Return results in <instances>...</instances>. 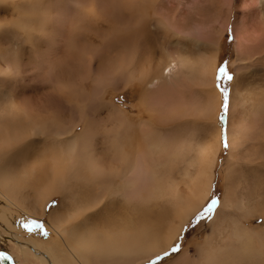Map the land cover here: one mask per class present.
I'll return each instance as SVG.
<instances>
[{"label": "bare ground", "instance_id": "6f19581e", "mask_svg": "<svg viewBox=\"0 0 264 264\" xmlns=\"http://www.w3.org/2000/svg\"><path fill=\"white\" fill-rule=\"evenodd\" d=\"M158 1L116 0L107 4L104 0H0V27L6 25L16 30L12 37L22 33L32 51L50 50L58 54L68 29L74 28L69 27L73 25L74 9H81L82 22L90 21L93 27L85 26L80 32L94 35V30L98 29V43L116 49L108 55V61L115 63L120 59L126 66V70L119 73L100 72L96 65L98 43L88 45L85 38L83 46L74 51L76 63L73 58L65 61L70 70L77 67L81 73L75 78L62 74L53 82L54 90L44 104L52 112L33 113L31 122L21 132L23 128L17 126L13 127L15 131L11 134L12 129L11 135L7 133L9 130L0 129V133L9 134L0 137V264H145L175 246L187 224L211 199L223 135L217 121L222 99L214 81L217 64L210 72L212 82L209 80L205 85L212 91H205L207 99L202 108L197 111L195 105H191L186 113L178 109L160 112L153 97L160 95V89L166 86L173 72L169 70V76L165 75L172 65L164 68L158 43L152 41L154 34L164 32L162 35L169 39L167 46L177 51L172 55L174 66L176 59L183 65L188 64L191 47L198 45L209 48L215 61L231 10L228 9L219 28L209 26V32L196 40L190 36L200 37L197 34L203 33L205 27L202 26V30L196 25L200 29H195L197 34L192 31L193 35L186 36L166 19L157 17ZM198 7L192 10L198 11ZM14 8L17 17L12 15L8 19L1 13V10ZM97 14H100L98 20ZM106 22L108 24H104ZM243 30L240 20L235 24L238 47L252 48L247 44V36L241 35ZM257 40L254 62L262 65L264 37L258 35ZM9 49L3 48L5 52ZM211 53L205 51V55ZM0 58L4 62L3 56ZM240 75L237 69V76ZM17 78L15 66H0V95L7 98L8 107L4 109H7L8 119L13 121L20 112L16 102L18 94L10 91L3 81L8 80L10 85ZM125 84L137 87L140 93L138 115L116 107L112 102L115 95H108L106 91L112 86L114 91H120L118 86ZM241 88L235 82L228 117L231 154L224 169L229 167L230 175L240 165L238 153L246 156L249 151L246 141L250 133L246 124L251 123V118L249 123L247 118L254 101L248 87L242 92ZM213 116L214 123L211 122ZM194 123L201 129H195ZM78 127L82 129L79 131ZM190 128L188 134L186 130ZM260 160L256 165L264 167V159ZM259 186L262 188L263 183ZM233 197L234 193L228 192L219 214L214 213L210 218L212 234L224 231L225 220L220 221L218 215H234ZM262 197H257L256 206L246 215L251 216L253 210L264 221ZM56 198L61 199V203L48 213L50 203ZM120 206L133 207L135 217L126 211L122 214ZM113 210L121 213V216L118 214L119 227L99 224L100 214ZM24 220L41 223L49 231L48 240L35 239L26 230ZM233 224L235 245L215 249V244L211 243L213 235H210L208 247L201 249L197 264H264V240H255V232L242 223ZM25 235L29 237L28 243L36 248L26 246Z\"/></svg>", "mask_w": 264, "mask_h": 264}, {"label": "rangeland", "instance_id": "374dc122", "mask_svg": "<svg viewBox=\"0 0 264 264\" xmlns=\"http://www.w3.org/2000/svg\"><path fill=\"white\" fill-rule=\"evenodd\" d=\"M104 1L109 4L110 2L115 3L116 0ZM202 1L203 2H199V0H159L156 3L157 7L155 8V12L157 17L159 16L160 18L166 19L165 21L167 23H169L173 27H178L176 29L181 31L182 33L185 32L186 34H183H185L186 36L193 35L195 29H197L198 27L202 30L203 27H205L202 31L203 33H201V31H198L200 30L199 28L198 30H196L199 33H194L200 35V37L196 35L190 36L193 38L196 37V40L198 38L201 39V35L204 34V32H209L207 31L210 30L207 29L209 26L213 25L212 27L219 28L222 20L227 15L228 9L231 10V17L229 25L227 26V30L223 35L222 41L220 42L219 51L215 54L217 55V58L215 57V61L217 62L214 61V53H211V50L209 48L207 49V47H204V49L203 46L201 47L196 43L200 48L198 46V48L196 46L191 47L189 53L191 60L189 61V63L183 65L182 63L178 62V59H176V66H174V59L172 55L177 54V51L175 49H170L167 46V42H169V39L162 35V33L164 34V32H160V35L156 36L154 34V37L156 39L153 38L152 42L154 44L156 42L158 43V49L163 55L164 68L170 66V63L172 65L170 66V69H167L165 71V75L169 76V70H172L171 72H173V76L172 78L169 77L166 86L160 89V95L153 97V102L156 101L158 103L157 107H159V110H161L160 112H169L172 109H178L180 113H183L186 109L192 108L191 105H195L194 108L198 111V109L204 106V103L206 101L205 99H207V94L205 91H212V89L208 90V87L205 85L209 82V80H211L212 82V78H210V72L212 71L213 66L217 64L215 66L217 67V69L215 71L214 81L222 96L217 121L222 128L223 135L222 149L216 167L215 182L213 184V195L208 203L203 207V209L187 224L175 246H173L165 254H162L145 264H197L195 261H198L200 259V255H202V252H200L201 249L203 247H208L207 238L210 235H213V240L211 241V243L215 244V249H226L229 247L231 248V246L235 245L232 232L234 222L242 223L245 227H247L248 230L251 231L252 229L255 234L259 233V235L257 236L253 233L255 240H259V238H262V241L264 240V232L260 231L262 228L264 229V221L262 220L260 214L252 210L251 216L246 215L249 209H254V207L256 206L255 203L257 204V197L259 195L264 196V167L256 165V162L258 160L264 159V64L261 65L254 62L256 52L258 51V35L264 37V2L262 0H253V2H251L252 0ZM196 4L199 5V7ZM115 5V7H117V5L119 4L116 3ZM202 5H205L204 7L206 8L203 9ZM195 6L198 7V11L192 10L196 8ZM8 7L11 8L12 3H10ZM200 9L202 10L200 11ZM75 10L77 9H74V11ZM78 10L75 12L73 11V25L69 27L74 28L70 29L68 27V36L66 35L68 39L65 38L63 48L58 54L50 53V50L46 51V54L43 52H34L28 46V40L27 38H24L25 36L22 33H18V35L14 36V38L11 35H13L12 32L17 33L16 30L8 29L6 25L0 27V44H3L0 47V57L3 56L4 61L2 62L0 58V66H15L18 77L16 81L10 85H8L7 83L8 80H4L3 83L7 86V88L10 87V91H12L14 94H18L19 101L17 100L16 102L17 106L20 107L18 118L15 121L8 119L6 115L7 109H4L8 107L6 103L7 98L5 96L1 97L2 95H0V129H2V131L9 130L7 133L10 134L11 130L13 129L11 133L13 134V132L15 131L13 127L17 126V128H23L19 130V132H21L24 130L25 126L31 122V115L33 113H42L41 115L50 114L52 112V109L48 108V105L44 104H46V100L49 98L51 91L54 90L52 89L53 82L57 81L62 74L66 76V78H68L69 76L70 78H75L81 73L77 67L74 68L75 70H70L68 65L65 64V61L73 58L74 64L76 63L74 51L78 47L83 46V42L86 41L85 38H87L88 45L89 43L96 45L98 43V29L94 30V35H87L88 33L85 31L80 32V30L85 26L92 28L93 24H90V21H87L88 24L82 22L80 16L81 13L83 14L84 12L81 9L79 11ZM1 13L4 14V17L8 19H10L12 15L17 17V11L15 8L10 11L1 10ZM99 15H96L97 20L99 18ZM151 15L152 14H149V16ZM24 18L26 17H23V19ZM240 20L242 21L244 28L243 32L240 33L241 35L247 36V38L249 39V42L247 44L252 48L243 50V48L238 47V38L235 32V24ZM100 23H102V21ZM104 24H108V22ZM196 25L198 27H196ZM98 27L100 28V26ZM104 32L105 31L101 33ZM2 46H4V49L5 46L6 48H10L9 51L5 52ZM96 48L99 50L97 58L98 63H96V65L100 72L105 70L106 72L104 71L103 73H119L126 70V66L121 64L122 62H120V59V61L118 60L119 62L117 61L115 63H111L108 61V55H110L113 50H116L114 49L115 47L108 49V47H103L98 43ZM193 48H195L196 50H194ZM205 51H210V56L205 55ZM146 58L148 59L149 57ZM222 64L227 65L228 71L233 76L232 81H228L226 77L222 79V76H225V74L222 70L218 71L219 67ZM241 64H243V66ZM145 65L148 66L149 63L146 61ZM237 69H239V72H241L240 77L237 76ZM76 71L78 73H76ZM246 71H248V74H246ZM235 82L238 88H241V86H243V89L241 88V92L244 91L246 87H248L249 95L254 101V108L249 106V109L251 110L249 111L250 114L248 116L249 118H247V123H249L248 121L250 118L251 123L246 124V130H248V132L250 133V136L246 141V146L249 149L248 155L242 156L238 153L239 157L241 158L240 165L234 168L233 173L230 175L229 167H226V169H224V166L226 164V160L228 159V157H230L231 154V146L227 135V126L231 106V96L233 89L235 88ZM118 89H120V91H114L115 87L112 86L106 90L108 92V95H115V98L112 100L113 104L116 107L121 108V110L125 111L126 113H130L131 115H138V103L141 104V98H139L140 93L136 90L137 87L125 84L123 86H118ZM227 103L229 106V110L227 115H225L224 106ZM1 110L5 113H3ZM25 110H27V112H25ZM221 116H224L223 122H221ZM257 116L259 117V120L257 119ZM214 121L215 116H213L211 122L214 123ZM194 126L197 130L201 129V127L199 125H196L195 123ZM81 129L82 127H78L77 130L80 131ZM191 130L192 129L190 128V130H186V132L189 134ZM0 134L1 138L2 136L7 137L9 135H4L2 133ZM226 144L227 147H225ZM259 162H257V164ZM260 183H263L262 188H260L259 186ZM228 192L234 193V197L232 198V208L234 209V215H232V217L230 214H227L226 216L223 214V216L221 214L218 215V219L220 218V221L223 218L225 220L223 225L224 231L222 232V234H212L210 218L214 213L219 214V207L221 206V203L224 201L225 195ZM60 201L61 199L56 198L53 203H50L47 209L48 213L50 209H55L61 203ZM261 202L262 205H264L263 197ZM124 211L130 213V215L132 214V216L135 217L133 207H121L122 214L125 213ZM119 213L120 212L118 211L115 212V210L109 211L107 212V214L106 212H103L102 214H100L101 221L98 222L101 225L103 224V226L105 227H119V215L121 216V213ZM108 215L112 218H110ZM115 215H117L118 218ZM233 216L236 220L233 218ZM105 217L107 218V221L105 220ZM113 220L114 223L112 222ZM24 225L26 230L28 232L30 231L29 233H31L34 238L36 237L35 239H40L44 242L48 240L49 231L41 223L24 220ZM256 230L258 232H256ZM23 238L27 241L26 246L30 249H34L33 247H35V245L28 243L29 237L25 235ZM17 244H20V242H18ZM40 257L42 258V255H40Z\"/></svg>", "mask_w": 264, "mask_h": 264}, {"label": "snow or ice", "instance_id": "6c2138e0", "mask_svg": "<svg viewBox=\"0 0 264 264\" xmlns=\"http://www.w3.org/2000/svg\"><path fill=\"white\" fill-rule=\"evenodd\" d=\"M219 70H222L223 73L225 74V76H222V79H224L225 77L228 79V81H232L233 80V76L231 75V73L228 71V68H227V65H221L218 69ZM223 94V93H222ZM228 97H229V93H228ZM228 97H227V100H228ZM228 110H229V106H228V103L224 106V114L227 115L228 113ZM224 120V116H221V122H223ZM225 147H227V144L225 145ZM199 223V222H198ZM175 248V247H174Z\"/></svg>", "mask_w": 264, "mask_h": 264}]
</instances>
